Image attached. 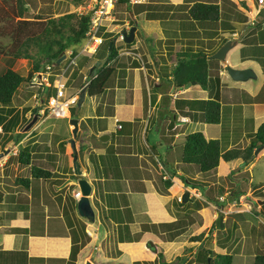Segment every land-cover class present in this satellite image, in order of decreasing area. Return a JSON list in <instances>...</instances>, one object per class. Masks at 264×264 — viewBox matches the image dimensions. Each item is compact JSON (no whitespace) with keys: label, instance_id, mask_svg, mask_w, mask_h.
Masks as SVG:
<instances>
[{"label":"crops","instance_id":"0c3cea01","mask_svg":"<svg viewBox=\"0 0 264 264\" xmlns=\"http://www.w3.org/2000/svg\"><path fill=\"white\" fill-rule=\"evenodd\" d=\"M157 1H142L145 5L140 11L146 19V27L141 26L143 36H139L140 32L132 44L119 45L118 57L111 62L115 68L110 81L112 86L109 84V92L103 91L96 95L98 100L93 112H89L84 106L86 97H90L89 94L85 95L78 109V129L75 136L72 134L68 138L52 140L50 136L56 126V121L53 120L36 133L33 132L29 135L32 128L30 127L26 131L27 126L23 127L25 122L17 120L12 124L15 127L14 131H26V134L16 140V145L14 144L15 140L9 138L4 143H0V264H70L72 261L73 264H80L84 252L90 249L92 243L102 244L104 233L108 231L118 243V249L114 254H125L126 250L129 253L134 250L143 251V248L156 251L158 243L162 241L159 233L165 232L166 234L179 229L180 220L183 218H188V227L166 236V240L158 246L162 248L157 250V253L162 252L163 258L165 252L182 247L184 238L181 239V237L184 232L189 229L196 231L201 226L200 216H202L201 221H205L202 223L203 227L207 229L205 235L211 233L215 236L216 231L212 229L216 219L213 218L214 215L211 214V211L208 213L206 211L207 204L210 205L209 208L211 205L216 206L215 201L205 195L201 196L207 185L202 190L192 187L191 179L183 180L185 177L190 178L187 173H185L187 176L183 174L185 172L184 163H181L180 166H169L167 160L165 162L157 158L154 146L161 144L159 132L153 133L152 136L149 133L152 144L147 142L146 145L143 144L144 146L140 143L135 145L132 142L131 144L129 137L133 138L134 136L135 140L136 133L145 134L150 131L153 124L161 122L165 108L172 106L167 102L170 95L163 88L165 83H170L159 74L161 73L160 66L164 62L162 55L168 51L166 42H170L166 35H171L174 45H181L183 37L189 36V45L192 48H198L201 39L216 33L213 38L218 35L219 46L224 39L226 41L241 36L229 50L233 49L234 53L241 50L242 53L235 55L232 59V56L228 55V50L227 63L235 67L251 66L257 74L255 78L235 80L229 76L225 64L219 60L222 65L219 70L221 85L219 88L215 87L218 92V96L215 98L227 105L224 111L228 130L227 139H236L240 136V139H245L243 146L249 143L250 139L246 141L247 138H245V136L248 137V126L250 125L248 118L252 119V129L254 130L259 123L264 121V98L262 101H247L246 99V94L254 96L261 89H263L264 97V1L260 3L258 0H203L216 2L219 5L220 18L212 26L205 22H194L185 15L187 5L195 0H160L163 2L161 3L163 12H170V16L166 18L168 22L165 20L167 23L164 24L160 16L154 15L157 13L155 9H160L156 6ZM234 11L237 17L234 16ZM114 19L113 15L107 25L109 30L117 32L123 26L113 23ZM159 21L162 22V25L159 24ZM258 23L260 24L257 25ZM201 25L208 26L205 27L207 31L203 34H201ZM242 29L244 30L241 32ZM150 31L153 33L151 36L149 35ZM135 34L136 30L134 37ZM141 38L147 49L144 52H141L142 48L139 49L142 45ZM119 41L117 37L116 43L118 44ZM207 42H205L204 48H208ZM159 43L161 51L158 48ZM143 55L145 59H143ZM133 59L138 62L134 63ZM87 70L83 72L80 84L77 85L78 89L75 91H78L83 86L82 83H85L83 81L86 78ZM155 71L159 73L156 74ZM147 75L152 80L149 81ZM251 79H256V82L251 84ZM143 82L146 89H142ZM152 82L153 85H151ZM197 84L191 83L188 87L184 86L177 90L170 86V89L174 90L175 97H177L175 94H183L180 100L187 106L184 99L196 98L189 91L192 86H198ZM111 91L113 92L110 96ZM138 93H141L140 97H138ZM153 93L154 100L152 99ZM147 94L150 105H148L149 101L147 103ZM173 102L175 101L173 100ZM177 102L178 99L175 103ZM178 105L175 104L174 110L181 119L189 118L188 122H190L191 116L195 118L194 109L190 108L188 114H181ZM36 106L34 108L38 116L40 112ZM82 108H84V112L80 114ZM182 109L185 108L182 107ZM153 110L157 111V115H154L150 122ZM31 111L25 112L22 116L26 115L27 118ZM15 113L17 114V111ZM16 116L18 118V115ZM51 117L53 116L44 115L43 118H40L38 126L42 122L46 123L47 119ZM88 117H92L91 120L83 123V120ZM69 119L70 116L67 121ZM112 120H114L115 128L110 126L113 123ZM218 124L219 136L208 135L209 137H221L223 124ZM64 126L65 130H68L67 125ZM154 129L159 131L160 126L154 125ZM232 129H236L239 133L237 137L231 132ZM46 132L50 136H44ZM105 133H108V136L103 141L99 139L100 143H97L92 136L94 134L99 138ZM72 137H74V146L71 144ZM239 142L234 146H237ZM47 144L50 146L49 151L45 149ZM17 145H19L18 148H16ZM230 145L232 144H229L228 147ZM24 146H29L27 150L33 158L30 162L51 170L54 180L33 178L27 186L21 187L17 184V177L21 176L20 173L25 166L28 167V177L30 176L31 163L24 166L13 159L20 148H25ZM141 147L145 148L141 149ZM74 154L77 156L82 175L91 183L89 197L97 220V222L92 221L97 224L95 227L81 216L77 209V199L73 195V192L79 188L76 179H74ZM91 154H95L97 157H91ZM242 160L241 157L232 160L221 158L219 164H226L228 169L225 171L230 173L234 164L236 162L239 164ZM179 163L178 161L176 165ZM182 175L184 178L180 177ZM180 186L182 187L181 191H179ZM186 190H188V198L186 201H182L181 197ZM191 198L204 199L207 204L202 205L201 208L206 213H203L198 206L191 212L192 217H184L183 208L185 205L189 206ZM259 200L264 201V199ZM97 203L100 207L97 206ZM125 208L129 209V213ZM214 213L217 215L216 212ZM222 215V221L226 222V213L224 212ZM206 216L207 218L204 219ZM118 217L121 219L118 220ZM82 224L87 234L88 231H93L96 237L88 234L89 240L80 246L72 258V245L77 243V238L81 240L84 235ZM98 224L100 225L98 226ZM124 224L128 225L131 234L140 233L138 239L120 240L121 234L126 237L125 235L129 233ZM142 225H147V228H142ZM120 229L122 230L120 231ZM205 239L203 238L201 242L202 246L205 245ZM152 240L157 241L158 245L154 244ZM194 242L200 243L199 241ZM213 242L214 245H211V248L216 249L218 246L215 243L216 238ZM133 243V246L130 245ZM126 244L132 246L129 247L130 250L125 248ZM168 247L170 250H167ZM178 254H180L179 251L171 256L175 258ZM170 260L171 257L166 261Z\"/></svg>","mask_w":264,"mask_h":264},{"label":"rangeland","instance_id":"374dc122","mask_svg":"<svg viewBox=\"0 0 264 264\" xmlns=\"http://www.w3.org/2000/svg\"><path fill=\"white\" fill-rule=\"evenodd\" d=\"M28 1V6L27 10L25 11L26 16H32L36 12H40L43 14H49L51 16H59L63 13L69 12V11H78L80 9V6L85 4L86 1L88 0H27ZM157 5L160 9H155L157 11L156 16H160L161 20H163V23H167L168 20H166L167 17L170 16V12H163L162 5L160 0L157 1ZM142 4L145 5L144 2L141 3H134L130 4L128 7L126 3H116L115 6L112 9V16H115V19L113 20V23L119 24V25H128L131 24V12H133V16L136 18V20L139 22V25L136 26V34H135V39L138 37L141 31V26H145L146 19L143 15H141V11L143 10ZM83 9V8H81ZM178 10V9H177ZM151 11V10H150ZM146 17L148 15H145ZM234 16L235 11H234ZM110 17L106 18V22L110 21ZM167 22H166V21ZM148 21V20H147ZM194 22H197L193 20ZM159 21V24L162 25V22ZM217 22V21H216ZM216 22H205L207 24H210L211 26L216 23ZM146 27V26H145ZM205 27H208L206 25H201V34L207 31ZM210 27V26H209ZM212 28V27H211ZM238 29H241L240 27H237ZM244 29L241 30V32ZM217 32V31H216ZM240 32V34H241ZM153 33L150 31L149 35L151 36ZM216 34V33H215ZM214 34V35H215ZM214 35L209 36L208 38L201 39V42L199 43V47L191 48L193 50H198L200 48H204V45L206 41L208 44V49L211 50H216L219 45L218 42L220 39L213 38ZM139 36H143L140 34ZM171 35H166V38H169ZM189 36H184L182 39V42L180 43L181 45H174V42H166V48L168 51L166 54H163L162 56L165 57V60L167 63H172L175 61L176 58V53L180 49H187V46H189ZM172 40H174L172 38ZM239 40V39H238ZM0 41L1 43L9 44L10 43V38L9 36L1 35L0 36ZM81 41H84L83 38ZM80 41V42H81ZM73 44L72 47H75L76 52L72 53L71 49H67L66 51V57L63 58L60 62L55 63L54 67L56 71H60L69 61L70 59H74L75 63H72L69 65L68 70L64 74V83H65V88L67 92L73 93L76 89H78L77 85L78 83L80 84V81L82 79V74L83 72H75L76 66L79 65L80 61L82 60L84 55H88L85 53H79L80 51V45L81 43ZM142 45L139 47L142 48L141 52L146 51V46L144 40L141 38ZM225 42V41H224ZM223 42V43H224ZM170 43V44H168ZM173 43V44H172ZM118 45H126L125 41L120 40L118 42ZM31 50L36 48V45H31ZM191 47V46H189ZM158 48H160V43L158 45ZM161 51V48H160ZM78 53V54H77ZM234 51L229 50L228 55L232 56V59L235 55H239L242 53L241 50H237L234 55ZM145 56L143 55V59ZM216 60L219 61V59L215 58ZM264 60V58H263ZM96 62V61H95ZM220 62H215L213 61L211 65V75L215 79L214 87L211 89H206L203 88L201 85L197 84L198 86H192L190 88L189 93H191L193 96L196 98H206L208 96H218V92H216L215 87H218L221 85L220 78H219V70L222 68V66L219 67ZM77 64V65H76ZM92 65L86 67L88 69L86 72L90 70V67ZM6 67H12L18 71H20L23 74H27L29 69L31 68V60H28L25 57H19L15 58L12 57L8 54H0V73L5 70ZM46 69V68H45ZM167 66L166 65H161L160 70L161 73H159L163 78H167ZM166 70V71H165ZM165 73H162V72ZM45 74V73H44ZM148 80H152V78H149ZM50 79L53 77L52 75H48V78ZM132 78V77H131ZM42 79V78H41ZM166 80V79H165ZM111 81V79H110ZM109 81L108 86L104 89L105 92H109V84L111 85V82ZM131 81V79H130ZM158 81V80H157ZM256 82V79H251L250 83L254 84ZM150 83V82H149ZM153 85V82L151 83ZM224 85V83H223ZM79 86V85H78ZM42 87H46V89L42 92ZM198 87V88H197ZM145 88L144 82L142 85V89ZM163 88L168 92L170 95L167 99L168 104H171L172 106H168L165 108L164 115L161 117V122H158L159 124H153L152 128L150 131L144 133H136L135 134V140L134 136L133 138L129 137L131 144L132 142L136 145L140 143L142 146L143 144L146 145L148 142L149 144H152L150 137L152 136L153 133L159 132L160 134V139H161V144L155 145L154 149L157 151V158L159 160L165 161L166 160L169 162V166H180L181 165V153H182V145H183V139H184V134L193 130H200L202 131L205 135H210V136H219V124L218 123H205L201 117L199 116L198 113H195V118L191 116V121H189V118L187 119H181L180 116H178L175 109V104L178 105L179 101V111L181 114L184 113H190V108L189 106H185V104L181 103L182 101L180 100L181 96L183 94L178 93L175 94L177 97L174 96V93L170 89V84H164ZM146 89V88H145ZM48 90L49 87L45 85H41L38 83L37 78H34L31 81H27L26 83H21L17 90L14 93V96L12 98V101L7 105L4 106V108H0V113H4L7 117H11L14 115L15 121H24L23 127H26V131L31 127L32 131L29 135H31L33 132H37L39 129H41L45 124H47L49 121L51 122L56 121V126L54 128L53 133L50 134L46 132L44 136H50L52 137V140L56 141L59 138L72 136L71 129H72V124L67 121L69 117H51L47 119V122L44 123L42 122L39 126V120L40 118L44 117V113L40 114L36 117L34 121L33 116L30 115L26 118L25 116H22L25 112L31 111L35 105L39 103V100L41 96H43V101L42 103L45 104L48 96ZM153 90V89H152ZM141 91V90H140ZM42 92V95H41ZM113 91H111L110 96ZM53 93V92H51ZM141 93H138V97H140ZM151 95V93H150ZM179 97V98H178ZM248 95L246 94V98ZM107 98V96H106ZM152 99L154 100V93L152 95ZM178 99V102L175 103ZM98 98L97 96H90L86 97L84 106L87 107L86 110L89 112H93L95 103L97 102ZM138 100V99H137ZM151 100V97H150ZM173 100L175 102H173ZM141 101V100H140ZM149 101L148 94H147V103ZM42 104V105H43ZM150 105V101L148 103ZM182 107L185 109L183 110ZM9 108H12V111L9 112ZM163 110V108H162ZM17 111V114L15 113ZM33 111V110H32ZM31 111V112H32ZM84 112V108L80 110V114ZM147 114V112H145ZM160 114V112H159ZM18 115V118L17 116ZM157 115V111L153 110L152 118L150 119V122L153 120V116ZM79 116V115H78ZM71 117V114H70ZM17 118V119H16ZM92 117H88L84 122L90 121ZM171 120L174 121L175 125L173 127H168ZM180 121V122H178ZM182 121V122H181ZM112 124L110 125L112 128H115V123L114 120H112ZM223 122L226 124V119H225V114H224V120ZM8 123V120H3L2 125H1V130H0V143H4L7 141V139H14L16 143V140H18L20 137H22L24 134H26V131H14V125H12L10 128V131L8 132L9 128L5 127V124ZM67 125V129L65 130V126ZM154 125H159L160 130L155 131ZM38 126V128H37ZM225 130L227 128L225 127ZM214 132V133H213ZM231 132H233L234 136L237 137L239 133L236 131V129H232ZM151 136H150V134ZM213 133V134H212ZM82 134V131H81ZM176 134V135H175ZM28 135V136H29ZM94 136V134L92 135ZM224 136V134L221 133V138ZM79 137V135H78ZM246 141L249 139L248 137L245 136ZM8 139V140H9ZM74 139V137H73ZM225 140L228 142L231 146H234L235 143L239 142L237 146H243L245 142H243L245 139H240V136L237 137L236 139L229 138L227 139L225 137ZM53 141V142H54ZM26 143V142H25ZM24 143V144H25ZM16 145V144H15ZM247 145V144H246ZM15 147V146H14ZM19 145L16 146L18 148ZM26 149H29V146H24ZM145 147H141L143 149ZM46 150L49 151L50 146L47 144ZM32 154L30 153V156ZM82 155V153H80ZM108 155V154H107ZM112 155V153H110ZM156 158V156H155ZM13 159L18 160L17 155ZM32 157H30V161H32ZM180 162L179 165H176L177 162ZM237 163V162H236ZM234 164L235 166L231 169L230 173L226 172L225 170L228 169L226 168V164H218L215 170L209 171V172H201L197 170L196 166L194 164H185V172L189 175V179H191V184H196L198 186L199 190H202V188H205L204 186L207 185L206 189H203L204 191L202 192V195H205V197L210 198L211 200L215 201V205H211V208H209L207 202L202 199V198H191V202L188 203L189 206L185 205L184 209V217H192V213L195 208L198 206L201 208L202 205H206V211H211V214H213V218L217 219L218 216L222 215L224 212L226 213V222L223 223V225H220V218L218 221V226H213L212 230L216 231L215 236L211 233L206 234L207 229L205 230L206 232L204 233V237L206 238L204 248L202 247V241L200 243L190 241L189 240V234L192 232H197L201 231L203 229L202 223L205 221L202 220V216H200V223L201 226L195 231L194 229L192 230H187V232H184V235L181 237V239L184 238L183 245L182 247H179V249H172L170 250V247H168L170 251L165 252L164 258L166 260H169L171 257V260L169 261L170 264L174 263L177 261V258L171 256L175 252H180L182 257V260L179 264H208V248H211V245H214V239L216 238V244L218 245L215 251L218 252H231L233 254V260L232 264H253V257L256 253H261L264 252V201H260L259 199H264V146L258 149L257 153L254 154V158L250 160L248 163H245V161L242 160L239 164ZM22 165L25 166L23 163ZM171 169V167H170ZM21 176H28V167L25 166V168L21 171L20 173ZM187 176V175H186ZM195 177L194 179L192 177ZM22 187L21 184L17 183ZM182 190V187H179V191ZM198 194V192H195ZM97 206L99 204L97 203ZM216 207V208H215ZM202 209V208H201ZM203 213H206L204 209L201 210ZM216 212L217 215L214 213ZM107 213V212H106ZM207 216L204 218L206 219ZM194 219V218H193ZM224 220V219H223ZM89 223H92V221L88 220ZM216 221V220H215ZM215 223V222H214ZM188 218H183L180 220L179 224V229L169 231L165 234H160V239L162 240L161 243H163L166 236L170 235L171 233L177 232L178 230L182 231L185 230L188 227ZM92 225L95 227L97 224L92 223ZM100 224H98L99 226ZM208 225V224H207ZM214 225V224H213ZM210 230V232H213ZM161 231V230H160ZM189 231H191L189 233ZM110 231L104 233V239L102 241V244L100 243H92L90 245V249L87 250V252H84V255L82 257L81 263L80 264H85L86 260L92 261V264H161V261L165 260L163 256H159V252L157 253V250L162 248L161 246L158 247L159 245L157 244V241H153L154 244L156 243L157 249L156 251L152 250L150 248L146 249L143 248V251H138L134 250L132 253L128 252V250L125 251V254H114L116 253L118 249V243L114 236L110 233ZM90 233V234H89ZM90 236H95V233L93 231H89ZM108 233V234H107ZM96 237V236H95ZM100 237V236H99ZM145 241V239H144ZM146 245V243H144ZM130 245H134L130 244ZM130 245H125L126 249H129ZM131 246V247H132ZM130 247V248H131ZM215 247V246H214ZM213 249V248H212ZM130 250V249H129ZM173 252V253H172ZM172 253V254H171ZM165 260V261H166Z\"/></svg>","mask_w":264,"mask_h":264},{"label":"trees","instance_id":"16d2710c","mask_svg":"<svg viewBox=\"0 0 264 264\" xmlns=\"http://www.w3.org/2000/svg\"><path fill=\"white\" fill-rule=\"evenodd\" d=\"M126 3L129 7L130 3L128 0H119V3ZM144 4H142L143 6ZM147 5V4H146ZM27 0H0V36L7 35L10 38V43L7 45L0 41V54H8L12 57H25L31 60V68L27 74H23L20 71L6 67L3 72L0 73V108L7 106L14 96L15 91L21 83H26L34 78H37L38 83L44 85L41 76L45 73V67L47 64L56 63L57 58L64 55L66 56L67 49H71L72 53H75V47L73 44L79 43L85 36L86 29L89 26L90 15L88 12L69 11L59 16H51L40 12L34 13L32 16H26L25 11L27 10ZM148 6L150 4L148 3ZM130 23L139 25V22L133 16L131 12ZM150 13V12H148ZM156 13H154L155 15ZM149 15V14H148ZM185 15L192 20L199 23L202 22H216L220 18L219 5L216 2H208L203 0H195L185 10ZM150 17V16H148ZM258 23L257 25H259ZM136 30V29H135ZM141 34L142 31H140ZM114 31H106L103 33L102 41L95 53L92 55H84L79 65L76 66L75 72H84L87 66L92 65L96 67V72L93 76H90L92 69L87 72L86 78L82 85L86 86V90L89 96H96L101 94L104 89L108 86L110 79L112 78L115 68L111 62L118 57L119 45L115 42L111 44L114 37ZM172 42V38L168 39ZM135 41V37L132 41H125L126 45H130ZM225 39L222 41L224 42ZM31 45H36V48L31 50ZM190 46V45H189ZM187 46V49H180L176 53L175 61L167 63L165 57L162 56L164 62L161 65L167 66V78L166 80L173 86L174 89L184 87L185 83L194 81L200 84L203 88L211 89L214 87L215 79L214 75H211V65L213 61L219 62L215 58L208 57L215 50L200 48L193 50ZM109 51V53H108ZM107 55V56H106ZM106 57L104 63L101 66L95 64L96 60H100ZM218 59V58H217ZM133 62H138L133 59ZM77 65V64H76ZM222 66L219 63V67ZM50 78V77H49ZM52 79V78H51ZM50 79V80H51ZM47 86V85H45ZM48 95L54 92V87L48 85ZM46 87L42 88V92ZM41 92V94H42ZM43 98V97H42ZM263 89H261L256 95L246 98L247 101H262L263 100ZM185 103L189 108L194 109L193 112L199 114L201 119L205 123H221L222 134L224 136L209 137L206 136L200 130H193L184 134L181 161L184 164H194L197 170L201 172H209L215 170L219 164L220 159L232 160L234 158L241 157L245 163H248L254 158V149L261 144H264V121L259 123L257 128L252 129V119L249 117L250 125L248 126L249 131L247 133L250 141L246 146H231L228 147L227 138V125L223 122L224 111L227 105H224L220 100L213 96L206 98H185ZM39 106H37L38 108ZM75 106L71 108V116H74ZM12 108H9V112ZM3 120H8L5 127H11L15 122L14 115L7 117L3 112L0 113V124ZM95 141L100 143L97 135H94ZM18 160L21 164H30V152L26 148H20L17 152ZM91 157H97L95 154H91ZM30 176H18L17 183L22 186H27L32 179H48L52 178L53 172L47 168H43L40 165L31 163L30 165ZM184 178L183 175L180 176ZM59 180V179H56ZM183 180H190L184 178ZM192 187H198L196 184H192ZM129 213V209L125 208ZM120 220L121 218L118 217ZM219 217H217L213 226H218ZM85 224V223H84ZM84 232L83 238L77 243L72 245L71 255L72 258L75 256L77 250L85 244L90 236L85 231L84 225L82 224ZM122 227V226H120ZM124 227L129 232L124 237L120 235V240H132L138 239L139 232L131 234L127 224ZM142 228H147V225H142ZM122 229H120L121 231ZM206 229H202L198 233L191 234L189 236L190 241H203L204 233ZM127 246V244H126ZM155 246V245H154ZM203 249L204 245L202 246ZM209 254L208 264H232L233 254L231 252H218L212 248L207 249ZM159 256H162V252H159ZM184 257L181 254L176 255L177 261L172 264H179ZM73 264V261L70 263ZM161 264H170L163 260ZM253 264H264V252L256 253L253 257Z\"/></svg>","mask_w":264,"mask_h":264},{"label":"built area","instance_id":"2783aa9c","mask_svg":"<svg viewBox=\"0 0 264 264\" xmlns=\"http://www.w3.org/2000/svg\"><path fill=\"white\" fill-rule=\"evenodd\" d=\"M128 1L130 4H134L140 3L143 0ZM263 1L264 0H258L260 3ZM116 3H119V0H88L85 4L80 6L78 12H88L90 18L89 26L86 29L83 38L84 41L81 42L79 53L86 52L85 54L91 55L97 50L102 40V32L108 29L106 18H112L111 12ZM72 63H75V61L71 58L60 71H56L55 68H53L55 63H49L46 65L45 74L41 76L42 81L44 85L53 86L55 91L47 96L45 104L42 103L43 98H40L39 103L37 104L39 106L38 112H40V114L44 113L46 116L53 117H68L70 115L71 108L77 103L78 91L73 93L67 92L63 79L65 72ZM48 75L53 76L51 80L48 78ZM118 126H120V124H118ZM73 195L75 198H78L80 196V190L74 191Z\"/></svg>","mask_w":264,"mask_h":264},{"label":"water","instance_id":"95a60500","mask_svg":"<svg viewBox=\"0 0 264 264\" xmlns=\"http://www.w3.org/2000/svg\"><path fill=\"white\" fill-rule=\"evenodd\" d=\"M135 29H136V24H132L128 29L122 28L120 31H117L113 37L112 42H110L109 47L111 46V44L113 42L116 41L119 32L121 33L124 41H127V42L132 41V39L134 38ZM240 38H241V36L234 38V39H227L224 43H222L208 57L218 58L223 64H225L226 71L228 72L229 76L235 80H246L248 78H255L257 74L251 66L235 67V66H232L229 63H227V59H226L227 51L233 45H235L237 43L238 39H240ZM108 53H109V51H108ZM63 58H65V54L60 56L59 58H57L56 63L60 62ZM105 59H106V57H104L100 60H96L95 64H97L98 66H101L104 63ZM91 68H93V67H91ZM91 68H90V70H91ZM95 72H96V67H94L92 69V73L90 76H93ZM191 83H195V82L193 80L189 81V82L185 83L184 86L188 87ZM86 94H88V92L86 90V86L84 85L80 89L79 94H78V100H77V103H76L75 109H74L75 115L71 116L69 119V122L73 125L72 129H71L73 136L76 135L77 129H78V117H77L78 109H79L81 103L83 102ZM31 115L33 116L32 121H34L37 117L36 109H33V111L31 112ZM173 126H174V121L171 120L168 127H173ZM107 136H108V133L102 134L99 136V139L103 141L106 139ZM71 144H72V146H74L73 137L71 138ZM262 146H264V144H261L258 147H256L254 150V153H257L258 149L261 148ZM73 167H74V179H76V183L79 187L78 189L80 190V196L77 198L78 212L81 216L85 217L86 219H88L90 221L97 222L96 217H95V211H94V208L91 204V200L89 197L90 192H91V183L88 181V179L86 177H84L82 175L81 168H80L79 162L77 161V156L75 154L73 155ZM187 198H188V190H186L183 193L181 200L186 201ZM222 216L223 215H220V217H219L221 226L223 225ZM85 264H92V261H90L88 259V260H86Z\"/></svg>","mask_w":264,"mask_h":264},{"label":"clouds","instance_id":"9594fccd","mask_svg":"<svg viewBox=\"0 0 264 264\" xmlns=\"http://www.w3.org/2000/svg\"><path fill=\"white\" fill-rule=\"evenodd\" d=\"M106 23H107V22H106ZM122 26H123L122 28H126V29H128V28L131 26V24H129V26H128V25H122ZM107 28H108V25H107ZM122 28H121V29H122ZM121 29H119L118 31H120ZM106 31H112V30L107 29ZM106 31H104V32H106ZM113 31H114V30H113ZM104 32H102V38H103V33H104ZM115 33H116V32H115ZM115 33H114V35H115ZM117 37L119 38V40H123V41H124V39H123V37H122V35H121L120 32L118 33V36H117ZM101 41H102V40H101ZM81 42H82V41H81ZM81 42H80V43H81ZM115 43H116V41H115ZM99 45H100V44H99ZM98 47H99V46H98ZM97 49H98V48H97ZM96 51H97V50H96ZM96 51H95V52H96ZM95 52H94V53H95ZM91 55H92V54H91ZM88 56H89V55H88ZM65 57H66V56H65ZM91 67H92V66H91ZM91 67H90V68H91ZM83 86H84V85H83ZM83 86H82V87H83ZM82 87H81V88H82ZM172 87H173V86H172ZM81 88H80V89H81ZM80 89L78 90V94H79ZM173 89H174V87H173ZM178 89H179V88H178ZM174 90H177V89H174ZM69 92H70V91H69ZM74 92H76V91H74ZM77 100H78V98H77ZM75 105H76V104H75ZM37 106H38V105H37ZM37 106H36V108H37ZM73 107H74V106H73ZM34 109H35V108H34ZM37 110H38V108H37ZM70 114H71V110H70ZM69 116H70V115H69ZM69 116H68V117H69ZM0 125H1V124H0ZM254 150H255V149H254ZM254 154H255V153H254ZM78 190H79V189H78ZM76 199H77V198H76Z\"/></svg>","mask_w":264,"mask_h":264}]
</instances>
